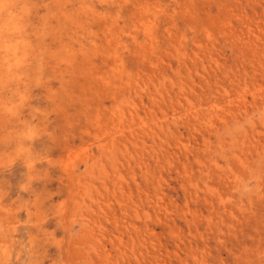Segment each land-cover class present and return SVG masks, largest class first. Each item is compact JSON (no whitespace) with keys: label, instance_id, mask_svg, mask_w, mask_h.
<instances>
[{"label":"clouds","instance_id":"1","mask_svg":"<svg viewBox=\"0 0 264 264\" xmlns=\"http://www.w3.org/2000/svg\"><path fill=\"white\" fill-rule=\"evenodd\" d=\"M261 205L264 0H0V264H264Z\"/></svg>","mask_w":264,"mask_h":264},{"label":"rangeland","instance_id":"2","mask_svg":"<svg viewBox=\"0 0 264 264\" xmlns=\"http://www.w3.org/2000/svg\"><path fill=\"white\" fill-rule=\"evenodd\" d=\"M210 54L216 56L217 60L223 65L224 71L228 70L229 65L235 63L233 58L231 56H229L226 51L220 50V51H216V52L210 53ZM220 75H221L220 72L209 71L205 75L204 79L197 80V86H195V91L197 93H201L202 91L207 90L212 85V82L214 80H216ZM221 82H224V81H221ZM185 128L187 129V131H185L184 129H181L179 131V133L177 134L179 140L184 139L185 136H189V133H191V125L190 124H186ZM189 139L191 140V142L193 144H196L198 137H196L195 135H191V136H189ZM177 152H178L177 148H174L171 145L169 146L168 154L169 155H176V159L178 161L183 160L184 156L183 155H177ZM177 166L179 167V164ZM170 191L174 192L175 188L170 189ZM166 201H167V206H168L170 211L173 207H175L177 209L180 208V204L176 200L166 198ZM258 207H259V210L261 212H264V205H261ZM171 224H180L182 226L183 222L179 219V217H169V216L161 215V214L157 213V217H156L155 224H154V227L156 228L157 231L153 233V236H156L161 241H166V233L168 232L169 225H171ZM161 247H162V249L166 250L167 244L164 243L161 245Z\"/></svg>","mask_w":264,"mask_h":264}]
</instances>
